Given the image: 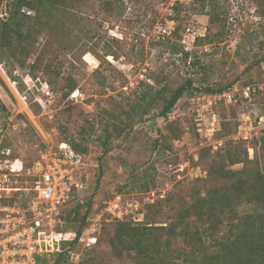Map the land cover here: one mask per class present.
<instances>
[{
	"label": "rangeland",
	"instance_id": "374dc122",
	"mask_svg": "<svg viewBox=\"0 0 264 264\" xmlns=\"http://www.w3.org/2000/svg\"><path fill=\"white\" fill-rule=\"evenodd\" d=\"M14 1L0 0L1 158L27 185L60 144L78 154L58 227L80 228V264H247L228 221L264 187V0Z\"/></svg>",
	"mask_w": 264,
	"mask_h": 264
},
{
	"label": "built area",
	"instance_id": "2783aa9c",
	"mask_svg": "<svg viewBox=\"0 0 264 264\" xmlns=\"http://www.w3.org/2000/svg\"><path fill=\"white\" fill-rule=\"evenodd\" d=\"M222 95L231 101L229 92ZM260 121L264 126V117ZM3 141L0 129V264H38L39 259L59 252L69 254L68 264H79L80 254L69 245L62 247L63 241L72 239L66 238L71 232L57 230L62 225L59 207L80 186L74 180L78 154L68 144H60V153L41 164L27 185H20L14 177L20 174L22 163L17 158H1L9 153Z\"/></svg>",
	"mask_w": 264,
	"mask_h": 264
},
{
	"label": "trees",
	"instance_id": "16d2710c",
	"mask_svg": "<svg viewBox=\"0 0 264 264\" xmlns=\"http://www.w3.org/2000/svg\"><path fill=\"white\" fill-rule=\"evenodd\" d=\"M15 4H20L19 0L14 1ZM108 3V1H107ZM109 4V3H108ZM20 11H16V15H21ZM14 16V14H13ZM191 86V82L188 81L187 84H181L175 87L169 94V97L166 99L164 105L160 110V115L166 117L168 113L171 112L177 100L182 96V94L187 90L188 87ZM204 90L209 92H221L223 88L212 89L211 87H204ZM3 145L7 147L5 141H3ZM16 196V195H15ZM13 197V199H17ZM10 202H12V200ZM257 203V209H253L254 211L243 212L241 215H236V220L234 221L232 217V221L230 222V235L232 234L231 243H236L238 250L246 256L247 264H264V187H262L260 192L255 193V197L253 198ZM235 214V213H234ZM233 214V216H234ZM84 218V216H83ZM222 219H215L213 221V228L219 229L223 224ZM59 230V227H57ZM60 229L63 230L61 227ZM74 236L69 241H63L62 247H66L67 245L75 243L80 235V228L73 231ZM243 245L247 246V248L243 247ZM65 252L55 253L49 257H44L39 259L38 264H54L59 263L60 261H65L63 255ZM66 256V254H65ZM52 258V262H49V259ZM80 264V261H79Z\"/></svg>",
	"mask_w": 264,
	"mask_h": 264
}]
</instances>
